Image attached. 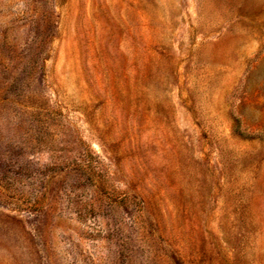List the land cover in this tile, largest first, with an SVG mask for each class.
Returning a JSON list of instances; mask_svg holds the SVG:
<instances>
[{
	"label": "rangeland",
	"instance_id": "obj_1",
	"mask_svg": "<svg viewBox=\"0 0 264 264\" xmlns=\"http://www.w3.org/2000/svg\"><path fill=\"white\" fill-rule=\"evenodd\" d=\"M0 264H264V0H0Z\"/></svg>",
	"mask_w": 264,
	"mask_h": 264
}]
</instances>
